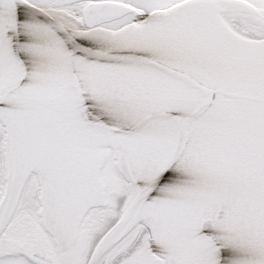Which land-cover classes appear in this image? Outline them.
Masks as SVG:
<instances>
[{
	"label": "snow or ice",
	"instance_id": "obj_1",
	"mask_svg": "<svg viewBox=\"0 0 264 264\" xmlns=\"http://www.w3.org/2000/svg\"><path fill=\"white\" fill-rule=\"evenodd\" d=\"M0 264H264V0H0Z\"/></svg>",
	"mask_w": 264,
	"mask_h": 264
}]
</instances>
